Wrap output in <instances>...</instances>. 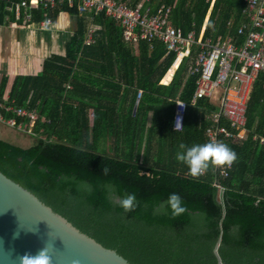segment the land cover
<instances>
[{
  "label": "trees",
  "instance_id": "16d2710c",
  "mask_svg": "<svg viewBox=\"0 0 264 264\" xmlns=\"http://www.w3.org/2000/svg\"><path fill=\"white\" fill-rule=\"evenodd\" d=\"M5 1L0 24L14 19L4 12ZM161 5L172 7L170 22L184 34H198L208 17L205 35L214 38L228 33L230 19L235 35L245 7L243 0L149 2L152 10ZM60 11L77 15L65 4ZM78 19L63 56L48 57L35 76L14 79L9 102L36 108L39 119L30 147L0 139V172L130 264H218L217 243L221 264H264V145L252 140L264 138V74L252 86L246 138L220 140L238 157L227 178H216L213 168L193 178L176 153L181 143L207 142L203 115L214 108L208 99L190 104L197 79L186 77L190 58L161 85L175 58L161 42L139 41L132 48L101 13L93 20L100 29L85 44L87 23ZM41 20L36 11L34 21ZM6 84L0 83V101ZM177 97L187 104L179 132L172 129ZM128 193L136 194L137 206L125 213L119 200ZM170 193L187 208L175 219L163 203Z\"/></svg>",
  "mask_w": 264,
  "mask_h": 264
},
{
  "label": "built area",
  "instance_id": "2783aa9c",
  "mask_svg": "<svg viewBox=\"0 0 264 264\" xmlns=\"http://www.w3.org/2000/svg\"><path fill=\"white\" fill-rule=\"evenodd\" d=\"M64 1L70 7L75 2L80 15H87L91 11L104 13L120 25L122 39L127 44L135 45L139 41L161 42L167 54H175L172 66L178 62L166 84L172 81L181 62L190 58L186 77H197L190 104L194 106L201 99L213 100L219 92L218 109L207 116L210 122L205 129L207 142L223 139L240 143L246 138L247 103L255 80L264 74V0H243L245 7L235 35L229 33L233 24V19H230L227 23L228 33L215 38L204 34L205 26L199 34L194 31L184 34L180 28L171 24L169 18L172 7L166 6L152 10L150 6L129 7L118 0H18L11 2L8 9L24 25H29L34 12L38 11L42 18L41 27L50 28L53 23L52 11ZM93 33L92 29L87 30L86 44L91 43ZM174 104L172 129L179 132L182 128L175 130V121L180 117L183 126L187 104L179 98L174 100ZM38 119L35 109L15 106L8 98L0 101L2 126L32 136ZM220 122L227 123L229 128ZM252 140L260 146L264 145L261 136L253 135ZM231 168L227 169V175H223L221 169L213 168V172L216 178L225 179ZM213 185L222 190L216 181Z\"/></svg>",
  "mask_w": 264,
  "mask_h": 264
},
{
  "label": "water",
  "instance_id": "95a60500",
  "mask_svg": "<svg viewBox=\"0 0 264 264\" xmlns=\"http://www.w3.org/2000/svg\"><path fill=\"white\" fill-rule=\"evenodd\" d=\"M45 243L52 264H130L0 172V264H18L16 256L35 254ZM217 248L218 243L213 253L221 264Z\"/></svg>",
  "mask_w": 264,
  "mask_h": 264
},
{
  "label": "crops",
  "instance_id": "0c3cea01",
  "mask_svg": "<svg viewBox=\"0 0 264 264\" xmlns=\"http://www.w3.org/2000/svg\"><path fill=\"white\" fill-rule=\"evenodd\" d=\"M17 1H13V0L5 1L3 5L4 12H6V14L9 15L13 14L14 19L9 20V17H7L5 22L0 24V83L2 82V80H7V84L4 89L3 99L9 97V91L11 89L12 83L15 78L19 76H35L41 72L42 65L48 57H50L51 55H59V56L64 55L66 43L69 41L71 36L76 32L78 28V20H79L78 18H83L86 21L87 23L86 33L88 29L94 30L91 42H93V37L95 33L100 29L99 26H96L93 23L94 16L98 15V13H94L93 11H91L87 15H80L77 12V15H72L71 13L60 11V8L63 4L67 5L68 8H74L75 10H77L75 2L73 3V6L70 7L67 1H64L59 6H57L55 10H53L56 11L58 8L59 12L56 17L52 18L53 23L50 28H42L40 25V21L36 23L34 21V18L29 25H24L22 23V20L20 18L17 19L14 12L8 9L11 6V2H17ZM118 1L126 4L129 7H136L138 5L149 6V2H150V0H141L135 6H131L129 5L130 0H126V1L118 0ZM34 16H35V12H34ZM104 16L107 17L105 14ZM207 20L208 17L205 18L199 33L201 32L203 26H205L206 28ZM116 25L120 27L119 24L116 23ZM191 31L196 32L195 30H191ZM86 33H85L84 43L86 39ZM127 45L131 46L132 48H136L137 46V44L135 45L127 44ZM173 69L174 68L172 67L170 71L167 73V75L171 76ZM169 79H165V78L163 79L162 77L160 84L165 86L170 84L171 82L166 84L169 81ZM218 100L217 102L213 100H208L209 104L214 108L211 111H215L218 109ZM32 109L36 110V108H32ZM201 111L203 110L201 109ZM211 111L203 115V119L206 123H208V126L210 125V122L207 119V116ZM227 127L229 128L228 124ZM26 136L30 137L28 135ZM21 143L22 146L24 147L27 146L25 148L30 147V144H27V142L25 141ZM20 146L21 145H19V147Z\"/></svg>",
  "mask_w": 264,
  "mask_h": 264
},
{
  "label": "clouds",
  "instance_id": "9594fccd",
  "mask_svg": "<svg viewBox=\"0 0 264 264\" xmlns=\"http://www.w3.org/2000/svg\"><path fill=\"white\" fill-rule=\"evenodd\" d=\"M183 106V103H180ZM183 128L181 118L177 117L175 121V130ZM182 151L176 153L177 162L184 164L190 176L199 178L205 175L210 168L221 169L223 175H227V169L237 161L238 157L234 150L227 144L220 141H209L202 144H194L187 147L183 143L179 145ZM109 169L105 166L102 174L107 175ZM170 210L171 217L175 219L187 212L182 197L178 193H170L167 200L163 202ZM119 206L125 213L134 211L137 206V197L135 193H128L119 200ZM19 233L14 234L17 238ZM51 247L45 243L35 254L26 252L23 255L16 256L18 264H52L50 255Z\"/></svg>",
  "mask_w": 264,
  "mask_h": 264
},
{
  "label": "rangeland",
  "instance_id": "374dc122",
  "mask_svg": "<svg viewBox=\"0 0 264 264\" xmlns=\"http://www.w3.org/2000/svg\"><path fill=\"white\" fill-rule=\"evenodd\" d=\"M177 64H178V62H176L174 64V66H172V67H174V69H175ZM169 77L170 76L167 75L165 77V79H169ZM218 98H219V92L215 95L213 101L217 102ZM0 139L5 141V142H8L10 144L16 145V146L21 145L20 147H22V148H25L27 146H25V147L22 146L21 142L25 141V142H27V144H30V146L33 145V142H34L33 138L27 137L25 134L15 132L12 129H10L6 126H2V125H0Z\"/></svg>",
  "mask_w": 264,
  "mask_h": 264
},
{
  "label": "bare ground",
  "instance_id": "6f19581e",
  "mask_svg": "<svg viewBox=\"0 0 264 264\" xmlns=\"http://www.w3.org/2000/svg\"><path fill=\"white\" fill-rule=\"evenodd\" d=\"M174 68V67H173ZM167 76V75H166Z\"/></svg>",
  "mask_w": 264,
  "mask_h": 264
}]
</instances>
